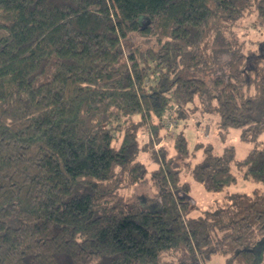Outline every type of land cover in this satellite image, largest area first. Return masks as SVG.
<instances>
[{"label": "trees", "instance_id": "16d2710c", "mask_svg": "<svg viewBox=\"0 0 264 264\" xmlns=\"http://www.w3.org/2000/svg\"><path fill=\"white\" fill-rule=\"evenodd\" d=\"M250 11L264 24V0H0V264H264V191L193 217L174 160L139 141L172 103L206 97L254 147L238 161L233 146L197 145L194 179L223 191L236 164L264 183V41L252 56L227 41ZM223 53L209 85L197 74ZM145 184L158 209L133 205Z\"/></svg>", "mask_w": 264, "mask_h": 264}, {"label": "rangeland", "instance_id": "374dc122", "mask_svg": "<svg viewBox=\"0 0 264 264\" xmlns=\"http://www.w3.org/2000/svg\"><path fill=\"white\" fill-rule=\"evenodd\" d=\"M139 36H134V42H138ZM231 40V41H230ZM227 41L231 42L234 53L243 52L246 55H257L259 53V44L264 41V24L260 21L255 11H250L245 16L237 20L230 28ZM152 44V42H150ZM219 49H225V46H218ZM234 49V50H233ZM239 50V51H238ZM238 51V52H236ZM220 64L213 71L197 74L198 77L205 79L209 85L210 82L221 73L230 56L225 53L220 54ZM252 59V63H253ZM209 106L207 98L204 101L196 97L192 102L176 101L168 109L163 124L158 127V133L154 134V129L149 124L139 132V141L142 146L148 147L149 138L152 139L154 149H165L167 156L174 160V164L181 170L182 180L190 184V195L194 199V207L191 216L198 217L205 214L210 207L218 205L228 196L238 193L251 194L254 190L264 191L263 182L247 180L243 177V170L236 164L233 165V172L236 176V182L227 186L220 192H208L203 185L196 181L192 175V168L199 163L204 157V149L197 145H211L214 152L222 154L224 147L233 146L236 151V160H243L254 147V144L243 141L239 129H230L228 132L223 131L217 124L218 117L206 111ZM182 116V117H181ZM155 122L157 120L153 118ZM183 134L187 140L189 154L181 155L176 152V138ZM150 139V140H151ZM260 144H264V132L259 138ZM146 144V145H145ZM150 147V145H149ZM143 162L147 165L150 173L157 166L151 161L149 153L141 154ZM136 193V204L144 209H158V201L155 200L156 188L151 184L139 185L132 189ZM208 264H226V258L223 256H213Z\"/></svg>", "mask_w": 264, "mask_h": 264}]
</instances>
